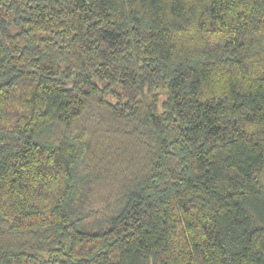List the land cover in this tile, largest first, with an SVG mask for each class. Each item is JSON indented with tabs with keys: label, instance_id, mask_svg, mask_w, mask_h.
I'll list each match as a JSON object with an SVG mask.
<instances>
[{
	"label": "trees",
	"instance_id": "1",
	"mask_svg": "<svg viewBox=\"0 0 264 264\" xmlns=\"http://www.w3.org/2000/svg\"><path fill=\"white\" fill-rule=\"evenodd\" d=\"M0 264H264V0H0Z\"/></svg>",
	"mask_w": 264,
	"mask_h": 264
}]
</instances>
